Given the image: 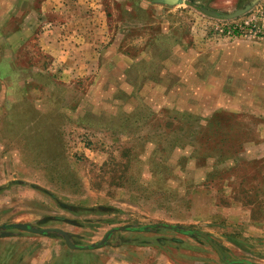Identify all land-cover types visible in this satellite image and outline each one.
Returning a JSON list of instances; mask_svg holds the SVG:
<instances>
[{
    "label": "rangeland",
    "instance_id": "1",
    "mask_svg": "<svg viewBox=\"0 0 264 264\" xmlns=\"http://www.w3.org/2000/svg\"><path fill=\"white\" fill-rule=\"evenodd\" d=\"M44 1L0 23V226L35 211L80 246L109 235L110 264H226L199 236L121 230L168 224L264 264V40L221 34L264 0L232 20L252 0ZM74 2L78 50L43 55L41 27Z\"/></svg>",
    "mask_w": 264,
    "mask_h": 264
},
{
    "label": "crops",
    "instance_id": "2",
    "mask_svg": "<svg viewBox=\"0 0 264 264\" xmlns=\"http://www.w3.org/2000/svg\"><path fill=\"white\" fill-rule=\"evenodd\" d=\"M54 0H47L43 2L42 11L45 15L46 6H48V12L52 13L54 9V13H57L59 9H56L55 5L52 4ZM61 1V0H60ZM20 0H11V4H7L6 0H0V23L2 18H5L7 15L8 18L12 20L14 14L19 9ZM73 3V2H72ZM75 6H69V12H66L67 8L64 5V15H62L61 23H57L55 21L48 24V30L44 27L40 34L37 36L35 40L36 43H39L40 49L43 55L48 56H58L62 58L64 61L70 59V55L72 51L78 50L76 49V45L81 43L82 35L79 34L78 29L82 28V19L79 18L78 11L79 6L74 2ZM63 6V5H61ZM60 6V7H61ZM52 9V10H51ZM56 9V10H55ZM68 13V15H67ZM8 22L4 21L2 23ZM44 23V22H43ZM42 23V25H44ZM74 44V45H72ZM60 49V52H56V50ZM63 50V51H61ZM36 189L42 190L38 186H35ZM44 191V190H42ZM35 197H39L38 194H35ZM107 205V204H106ZM52 217V216H51ZM47 216L40 214L39 212H33L32 215L28 217V219L24 220L22 223L26 224H40L42 227L49 226L48 224H44ZM62 217L54 216L49 218V222H63ZM22 221V220H21ZM52 226V225H51ZM11 231V230H10ZM20 233H28L22 232L19 230H14ZM9 232V231H8ZM10 236L0 237V245H7V242L10 241L11 244H17L18 242L24 243L25 241H29L30 248H28V252H23L22 254L14 255L12 252L7 251L5 255L2 257L4 260L9 262L8 264H100L106 261L104 253V249L109 246H104L97 249L92 250H72L70 249L64 239L60 238V236L52 237V235H37L34 234V237H28L22 235L13 234V232H9ZM72 238V237H71ZM2 241V242H1ZM110 243V242H109ZM109 245V244H108ZM122 246V245H121ZM124 248V247H123ZM36 250V251H35ZM29 255H26V254ZM0 254V260H1ZM11 262V263H10ZM6 264V263H5ZM105 264H110L109 262H105ZM112 264H134L131 259H124L122 261H114Z\"/></svg>",
    "mask_w": 264,
    "mask_h": 264
},
{
    "label": "water",
    "instance_id": "3",
    "mask_svg": "<svg viewBox=\"0 0 264 264\" xmlns=\"http://www.w3.org/2000/svg\"><path fill=\"white\" fill-rule=\"evenodd\" d=\"M153 3H168L169 0H149ZM260 0H252L251 2H249L248 4H246L243 8H241L240 10L236 11L234 14L230 15L228 18L229 19H236L239 18L245 14H247L254 6H256V4L259 3ZM164 228V229H169V230H173L176 231L178 233L187 235V236H199L201 238H203L204 240H206L210 246L218 253L220 259L225 262L226 264H253L251 262H248L246 260H233V261H227L222 253V251L220 250V248L215 244V242L206 234L199 232V231H190V230H184L182 228H178L176 226L173 225H168V224H159V225H151V226H146L143 228H138V229H125V228H121V230H131V231H144L146 229H153V228ZM9 230H19L22 232H28L31 234H37V235H48V234H57L58 236H61L66 245L72 249V250H92V249H97V248H101L107 245L108 240H109V235L106 236L102 241H100L99 243L95 244V245H91V246H80L75 244L72 241L71 235L67 232H65L62 229L59 228H35L32 227L29 224H7V225H2L0 226V237H7L10 236V233L8 232ZM3 231V232H1Z\"/></svg>",
    "mask_w": 264,
    "mask_h": 264
},
{
    "label": "built area",
    "instance_id": "4",
    "mask_svg": "<svg viewBox=\"0 0 264 264\" xmlns=\"http://www.w3.org/2000/svg\"><path fill=\"white\" fill-rule=\"evenodd\" d=\"M221 34L228 38L264 40V8H257L245 18L226 24Z\"/></svg>",
    "mask_w": 264,
    "mask_h": 264
},
{
    "label": "trees",
    "instance_id": "5",
    "mask_svg": "<svg viewBox=\"0 0 264 264\" xmlns=\"http://www.w3.org/2000/svg\"><path fill=\"white\" fill-rule=\"evenodd\" d=\"M63 207L66 208V205H64ZM144 231H146V230H144ZM144 231H141V232H144ZM194 237H195V236H194ZM196 237H198V236H196Z\"/></svg>",
    "mask_w": 264,
    "mask_h": 264
}]
</instances>
